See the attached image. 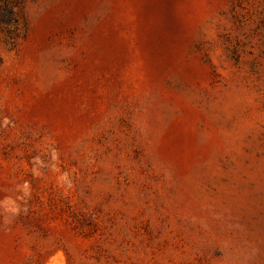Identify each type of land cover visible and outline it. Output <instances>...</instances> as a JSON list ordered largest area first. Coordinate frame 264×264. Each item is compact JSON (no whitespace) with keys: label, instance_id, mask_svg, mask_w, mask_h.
<instances>
[{"label":"rangeland","instance_id":"obj_1","mask_svg":"<svg viewBox=\"0 0 264 264\" xmlns=\"http://www.w3.org/2000/svg\"><path fill=\"white\" fill-rule=\"evenodd\" d=\"M0 264H264V0H0Z\"/></svg>","mask_w":264,"mask_h":264}]
</instances>
